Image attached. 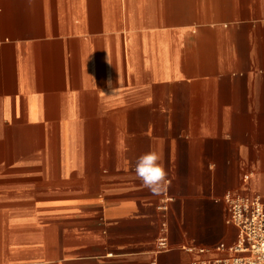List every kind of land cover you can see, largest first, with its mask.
I'll list each match as a JSON object with an SVG mask.
<instances>
[{"label": "crops", "instance_id": "crops-1", "mask_svg": "<svg viewBox=\"0 0 264 264\" xmlns=\"http://www.w3.org/2000/svg\"><path fill=\"white\" fill-rule=\"evenodd\" d=\"M226 195L264 202V0H0V264H215Z\"/></svg>", "mask_w": 264, "mask_h": 264}, {"label": "built area", "instance_id": "built-area-1", "mask_svg": "<svg viewBox=\"0 0 264 264\" xmlns=\"http://www.w3.org/2000/svg\"><path fill=\"white\" fill-rule=\"evenodd\" d=\"M225 201L229 208L227 222L236 228L237 236L228 249L232 256L215 264H264V202L230 195L225 196ZM159 208L165 209V206ZM159 247L167 248L164 237L160 238Z\"/></svg>", "mask_w": 264, "mask_h": 264}, {"label": "clouds", "instance_id": "clouds-1", "mask_svg": "<svg viewBox=\"0 0 264 264\" xmlns=\"http://www.w3.org/2000/svg\"><path fill=\"white\" fill-rule=\"evenodd\" d=\"M135 175L149 191L159 194L170 185L162 156L156 151L140 155L135 162Z\"/></svg>", "mask_w": 264, "mask_h": 264}]
</instances>
